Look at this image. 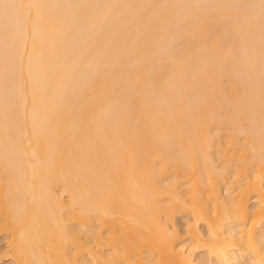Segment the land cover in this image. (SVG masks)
<instances>
[{
    "label": "bare ground",
    "instance_id": "bare-ground-1",
    "mask_svg": "<svg viewBox=\"0 0 264 264\" xmlns=\"http://www.w3.org/2000/svg\"><path fill=\"white\" fill-rule=\"evenodd\" d=\"M0 237L264 264V0H0Z\"/></svg>",
    "mask_w": 264,
    "mask_h": 264
},
{
    "label": "rangeland",
    "instance_id": "rangeland-1",
    "mask_svg": "<svg viewBox=\"0 0 264 264\" xmlns=\"http://www.w3.org/2000/svg\"><path fill=\"white\" fill-rule=\"evenodd\" d=\"M183 228V227H182ZM4 239V238H3ZM1 237H0V264H11L10 260L6 259L5 257L2 256L1 252L6 249L5 247V239L3 240ZM4 252V251H3ZM2 259V260H1Z\"/></svg>",
    "mask_w": 264,
    "mask_h": 264
}]
</instances>
